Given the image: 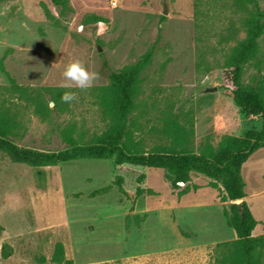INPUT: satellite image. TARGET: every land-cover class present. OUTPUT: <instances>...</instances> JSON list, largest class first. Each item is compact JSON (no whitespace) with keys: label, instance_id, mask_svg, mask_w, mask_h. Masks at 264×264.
Returning <instances> with one entry per match:
<instances>
[{"label":"rangeland","instance_id":"374dc122","mask_svg":"<svg viewBox=\"0 0 264 264\" xmlns=\"http://www.w3.org/2000/svg\"><path fill=\"white\" fill-rule=\"evenodd\" d=\"M0 0V107L19 128L20 147L60 151L66 131L80 143L94 142L110 124L98 97L108 71L135 63L156 41L139 76L131 138L143 152L172 144L177 124L192 134L189 150L217 147L224 135L259 130L224 93L225 55L244 38L251 6L234 0ZM163 2L168 13L161 14ZM264 10V0H258ZM81 60L97 73L86 90L64 89V66ZM14 83L75 91L77 99L52 109L34 105L9 88ZM242 83L264 90V38L244 67ZM215 87L202 93L204 87ZM42 174L0 153V264H216L220 243L235 239L226 225L219 186L196 174L189 188L172 191L160 169L77 160L44 167ZM144 179L138 181L140 175ZM245 202L264 235V149L242 165ZM122 179L121 189L116 178ZM137 189L140 192H137ZM60 243L63 260L53 261ZM43 257L44 261L37 259ZM70 262V263H68ZM264 264V253L262 263Z\"/></svg>","mask_w":264,"mask_h":264},{"label":"trees","instance_id":"16d2710c","mask_svg":"<svg viewBox=\"0 0 264 264\" xmlns=\"http://www.w3.org/2000/svg\"><path fill=\"white\" fill-rule=\"evenodd\" d=\"M50 1L60 9H65L67 5L66 0ZM234 3L250 5L252 10L243 22L244 38L238 40L225 55L223 70L230 88H226L224 93L244 116L259 117V130L248 129L238 136L224 135L217 147L206 144L199 152H193L188 148L192 131L173 124L169 130L173 136L171 145L159 146L150 152L140 150L133 142L130 131L131 116L135 109L134 96L139 76L154 54L158 35L151 47L132 65L114 71L103 60V67L108 71V85L100 89L98 97L110 114L111 124L94 142L80 143L72 138L70 131H66L63 142L67 147L63 150L53 152L20 147L11 139L17 135L18 122L0 107V153L13 163L30 167L37 176L42 174L41 169L44 167L77 160L113 159L118 165L160 169L172 191L179 190L180 184L184 186L180 193L188 190L192 174L203 176L210 180L211 185L219 186L223 194L222 201L230 203L229 208L223 210V216L226 225L235 234L233 241L216 246V264H261L264 235L252 234L258 222L244 200L245 184L241 169L252 154L264 149V90L259 84L245 85L241 79L244 67L255 59L259 41L264 38V10L260 8L258 0H234ZM8 81L10 91L33 104L35 111L40 114L48 109L47 104L42 103V95L47 94L51 102L55 101L52 107L55 110L59 108L60 95L65 91L42 88V92H39V89L32 90L15 84L10 77ZM142 179L144 175L141 174L138 181ZM115 183L121 189L120 177L116 178ZM137 192L140 190L137 189ZM52 259L56 263L63 260L60 243L55 245ZM37 260L43 262L44 258L39 257Z\"/></svg>","mask_w":264,"mask_h":264},{"label":"clouds","instance_id":"9594fccd","mask_svg":"<svg viewBox=\"0 0 264 264\" xmlns=\"http://www.w3.org/2000/svg\"><path fill=\"white\" fill-rule=\"evenodd\" d=\"M64 80L61 87L64 89H71L73 86L80 90H86L92 87L93 81L97 77V73L89 71L84 63L79 59H74L64 66L62 73ZM77 99L75 91L66 90L60 95L62 103H71ZM51 107L55 106V101L50 103Z\"/></svg>","mask_w":264,"mask_h":264},{"label":"water","instance_id":"95a60500","mask_svg":"<svg viewBox=\"0 0 264 264\" xmlns=\"http://www.w3.org/2000/svg\"><path fill=\"white\" fill-rule=\"evenodd\" d=\"M168 13V9H167V5L165 2H163L162 4V8H161V14L162 15H167ZM216 91V88L215 87H204L202 89V93H212V92H215ZM240 201H235V203H239Z\"/></svg>","mask_w":264,"mask_h":264}]
</instances>
